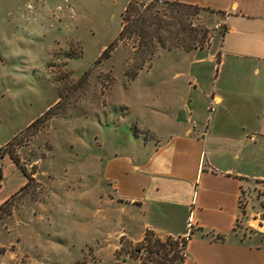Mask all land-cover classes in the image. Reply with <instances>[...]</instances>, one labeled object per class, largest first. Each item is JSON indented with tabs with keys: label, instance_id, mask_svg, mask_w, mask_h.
<instances>
[{
	"label": "rangeland",
	"instance_id": "obj_1",
	"mask_svg": "<svg viewBox=\"0 0 264 264\" xmlns=\"http://www.w3.org/2000/svg\"><path fill=\"white\" fill-rule=\"evenodd\" d=\"M126 3L0 0V153L27 175L0 205V264L139 262L148 215L112 201L102 174L113 153L155 141L141 125L172 105L173 75L213 28L199 8L163 5L159 26L116 41ZM263 188L244 190L238 227Z\"/></svg>",
	"mask_w": 264,
	"mask_h": 264
},
{
	"label": "crops",
	"instance_id": "obj_2",
	"mask_svg": "<svg viewBox=\"0 0 264 264\" xmlns=\"http://www.w3.org/2000/svg\"><path fill=\"white\" fill-rule=\"evenodd\" d=\"M162 1L201 9L213 31L185 53L165 91L172 105L141 125L155 141L113 153L103 181L126 212L148 215L136 241L146 230L185 238L182 264H264V188L261 209L248 201L237 226L244 190L264 185V0ZM26 182L0 153V205ZM254 217L263 231L249 226Z\"/></svg>",
	"mask_w": 264,
	"mask_h": 264
},
{
	"label": "trees",
	"instance_id": "obj_3",
	"mask_svg": "<svg viewBox=\"0 0 264 264\" xmlns=\"http://www.w3.org/2000/svg\"><path fill=\"white\" fill-rule=\"evenodd\" d=\"M163 5H170L177 8H191L187 5L162 0H127L122 14V28L116 41L122 39L126 31L141 36L142 34H147L146 32L149 26H159L161 18L165 16L166 12L163 10L161 12L158 6L163 7ZM112 47L113 43L103 53L109 52ZM8 155L27 177L26 172L19 165L16 158L12 157L11 154ZM174 239H178V241ZM185 241V238H172L171 236H166L164 239H161L152 231L146 230L138 246L135 248L133 256L139 260V264H182L184 254L183 252L179 254L178 245L180 244L183 250Z\"/></svg>",
	"mask_w": 264,
	"mask_h": 264
},
{
	"label": "water",
	"instance_id": "obj_4",
	"mask_svg": "<svg viewBox=\"0 0 264 264\" xmlns=\"http://www.w3.org/2000/svg\"><path fill=\"white\" fill-rule=\"evenodd\" d=\"M251 222H252V224H255V222L257 223V224L255 225L256 228H258V229H260V230L263 229V226H261V224H260V226H259L258 221L256 220V218H253Z\"/></svg>",
	"mask_w": 264,
	"mask_h": 264
},
{
	"label": "bare ground",
	"instance_id": "obj_5",
	"mask_svg": "<svg viewBox=\"0 0 264 264\" xmlns=\"http://www.w3.org/2000/svg\"><path fill=\"white\" fill-rule=\"evenodd\" d=\"M257 223L255 222V224L254 225H256Z\"/></svg>",
	"mask_w": 264,
	"mask_h": 264
},
{
	"label": "built area",
	"instance_id": "obj_6",
	"mask_svg": "<svg viewBox=\"0 0 264 264\" xmlns=\"http://www.w3.org/2000/svg\"><path fill=\"white\" fill-rule=\"evenodd\" d=\"M217 27H215V29H216Z\"/></svg>",
	"mask_w": 264,
	"mask_h": 264
}]
</instances>
